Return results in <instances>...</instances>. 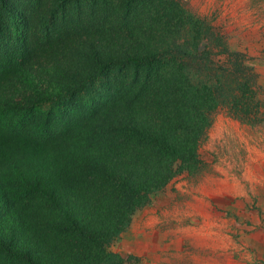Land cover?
I'll use <instances>...</instances> for the list:
<instances>
[{
	"label": "trees",
	"instance_id": "trees-1",
	"mask_svg": "<svg viewBox=\"0 0 264 264\" xmlns=\"http://www.w3.org/2000/svg\"><path fill=\"white\" fill-rule=\"evenodd\" d=\"M182 9L0 0V264H122L112 248L134 214L197 169L211 114L247 69L198 50L241 58L194 16L189 42L145 50L155 18ZM15 79L30 92L13 94Z\"/></svg>",
	"mask_w": 264,
	"mask_h": 264
},
{
	"label": "rangeland",
	"instance_id": "rangeland-1",
	"mask_svg": "<svg viewBox=\"0 0 264 264\" xmlns=\"http://www.w3.org/2000/svg\"><path fill=\"white\" fill-rule=\"evenodd\" d=\"M175 1L186 13L166 24L155 18L145 50L171 36L189 42L194 16L241 58L233 66L208 41L198 50L207 44L217 67L247 70L234 81L240 89L234 101L221 98L211 114L197 169L154 193L112 249L122 264H264V0ZM14 83L13 94L30 92L21 80Z\"/></svg>",
	"mask_w": 264,
	"mask_h": 264
}]
</instances>
